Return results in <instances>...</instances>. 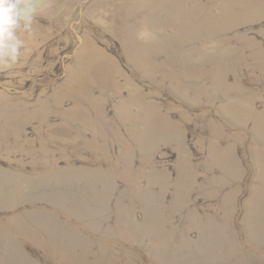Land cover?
I'll list each match as a JSON object with an SVG mask.
<instances>
[{
    "label": "rangeland",
    "instance_id": "1",
    "mask_svg": "<svg viewBox=\"0 0 264 264\" xmlns=\"http://www.w3.org/2000/svg\"><path fill=\"white\" fill-rule=\"evenodd\" d=\"M33 3L0 264H264V0Z\"/></svg>",
    "mask_w": 264,
    "mask_h": 264
},
{
    "label": "clouds",
    "instance_id": "2",
    "mask_svg": "<svg viewBox=\"0 0 264 264\" xmlns=\"http://www.w3.org/2000/svg\"><path fill=\"white\" fill-rule=\"evenodd\" d=\"M38 9L33 0H0V63L11 67L24 42L19 30H30Z\"/></svg>",
    "mask_w": 264,
    "mask_h": 264
}]
</instances>
